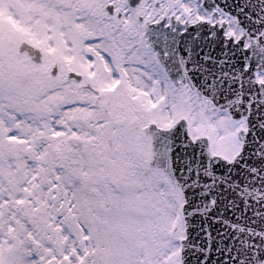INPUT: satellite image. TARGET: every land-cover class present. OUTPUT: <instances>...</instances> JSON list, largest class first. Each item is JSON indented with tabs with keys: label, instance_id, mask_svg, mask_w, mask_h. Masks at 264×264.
<instances>
[{
	"label": "snow or ice",
	"instance_id": "1",
	"mask_svg": "<svg viewBox=\"0 0 264 264\" xmlns=\"http://www.w3.org/2000/svg\"><path fill=\"white\" fill-rule=\"evenodd\" d=\"M88 2L0 76V264H264V0Z\"/></svg>",
	"mask_w": 264,
	"mask_h": 264
},
{
	"label": "rangeland",
	"instance_id": "2",
	"mask_svg": "<svg viewBox=\"0 0 264 264\" xmlns=\"http://www.w3.org/2000/svg\"><path fill=\"white\" fill-rule=\"evenodd\" d=\"M27 5V0H0V76L42 80L53 63L78 47L82 27L75 21L76 11L67 9L68 0H33L31 12ZM21 41L41 49V66L18 53Z\"/></svg>",
	"mask_w": 264,
	"mask_h": 264
},
{
	"label": "flooded vegetation",
	"instance_id": "3",
	"mask_svg": "<svg viewBox=\"0 0 264 264\" xmlns=\"http://www.w3.org/2000/svg\"><path fill=\"white\" fill-rule=\"evenodd\" d=\"M27 1H28L27 10L29 12H31L33 0H27ZM68 3H69V5H68L67 9L68 10L69 9L70 10L74 9L76 11V17H75L76 23H77V19L79 17H82V16L88 14V11L87 10L90 7L88 0H68ZM77 24L82 27V25L80 23H77ZM81 30H77V31H80L81 32ZM78 44H79V42H78Z\"/></svg>",
	"mask_w": 264,
	"mask_h": 264
},
{
	"label": "water",
	"instance_id": "4",
	"mask_svg": "<svg viewBox=\"0 0 264 264\" xmlns=\"http://www.w3.org/2000/svg\"><path fill=\"white\" fill-rule=\"evenodd\" d=\"M18 51L20 53L26 52L30 60H32L33 62L38 61V62H34L36 64H39L41 62L42 55L40 49H37L26 42H21L19 44Z\"/></svg>",
	"mask_w": 264,
	"mask_h": 264
},
{
	"label": "trees",
	"instance_id": "5",
	"mask_svg": "<svg viewBox=\"0 0 264 264\" xmlns=\"http://www.w3.org/2000/svg\"><path fill=\"white\" fill-rule=\"evenodd\" d=\"M35 81H40L39 79H35Z\"/></svg>",
	"mask_w": 264,
	"mask_h": 264
}]
</instances>
